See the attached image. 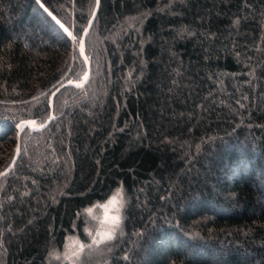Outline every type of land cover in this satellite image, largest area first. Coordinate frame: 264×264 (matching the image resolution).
Instances as JSON below:
<instances>
[{
    "label": "trees",
    "instance_id": "1",
    "mask_svg": "<svg viewBox=\"0 0 264 264\" xmlns=\"http://www.w3.org/2000/svg\"><path fill=\"white\" fill-rule=\"evenodd\" d=\"M95 4L0 0V173L83 80ZM86 53L0 180V264H47L118 183L125 234L88 264H264V0H101Z\"/></svg>",
    "mask_w": 264,
    "mask_h": 264
},
{
    "label": "clouds",
    "instance_id": "2",
    "mask_svg": "<svg viewBox=\"0 0 264 264\" xmlns=\"http://www.w3.org/2000/svg\"><path fill=\"white\" fill-rule=\"evenodd\" d=\"M130 203L126 187L116 184L103 198L79 209V231L67 233L62 243L50 249L47 264H88L91 257L125 234Z\"/></svg>",
    "mask_w": 264,
    "mask_h": 264
},
{
    "label": "water",
    "instance_id": "3",
    "mask_svg": "<svg viewBox=\"0 0 264 264\" xmlns=\"http://www.w3.org/2000/svg\"><path fill=\"white\" fill-rule=\"evenodd\" d=\"M100 3H101V0H96L94 11L91 15V18H90L88 24L84 28L82 35H81V38L79 40V51H80V54H81L83 60L86 63V67H87V70H86L85 76L83 77V80L82 81H74L72 79H69V80H66L63 83H61L57 88H55V90L51 93L50 98H49V102H50V105L52 108L51 113H50L49 118L47 119V121L44 124L37 126L35 120H23L17 125V127L19 128V131H18V135H17V146L15 149L14 157H13L11 163L9 164V166L0 173V180L5 175H7L9 172L12 171V169L14 168V166L18 160V157H19L20 152H21L22 132H23L24 126H28L32 132L43 130L44 128H46L51 123L52 119L54 118L53 100H54L55 95L65 86L72 85V86H76V87H84L89 83L90 76H91L92 61H91V57L88 56L86 53V40H87V37H88V35H89V33L93 27V24L96 20V17H97L99 8H100ZM41 6H43V8L46 10L47 14L61 28V30L68 36V38H70L72 40L76 39V36L74 35L73 29L69 28L65 23H63L61 20H59L43 4H41Z\"/></svg>",
    "mask_w": 264,
    "mask_h": 264
}]
</instances>
